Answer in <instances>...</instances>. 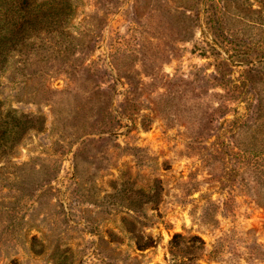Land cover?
<instances>
[{"label": "rangeland", "instance_id": "374dc122", "mask_svg": "<svg viewBox=\"0 0 264 264\" xmlns=\"http://www.w3.org/2000/svg\"><path fill=\"white\" fill-rule=\"evenodd\" d=\"M6 3L0 264H264V0Z\"/></svg>", "mask_w": 264, "mask_h": 264}, {"label": "trees", "instance_id": "16d2710c", "mask_svg": "<svg viewBox=\"0 0 264 264\" xmlns=\"http://www.w3.org/2000/svg\"><path fill=\"white\" fill-rule=\"evenodd\" d=\"M4 3H0V6L4 7L5 5H9V8H7L5 10V13L10 11L12 13L11 18H15V3H11V4H7V0H3ZM64 13L62 10L61 11H57L54 10L50 13V16H55L57 14H61ZM6 15V14H5ZM32 25L34 26V28L32 29V31H35L36 33L38 32V28H37V23H32ZM14 29L11 32L10 36H1L0 38V45H4L6 43L13 42L12 48L6 49L4 48V46H0V65L1 63H4V61H6V57L8 56L9 50L15 48L19 43H18V37L15 35H19L20 33H22L24 31V27L21 25L18 28L15 29V23L13 24ZM1 28V27H0ZM4 129L2 131L3 135L5 136V139H8V137H11L12 135V131H14L15 128V123H4ZM29 126L30 129L33 128L34 126H32V123L28 122V124H24L22 126V129L24 130L25 127ZM23 130H20L21 132H23ZM7 141V140H6Z\"/></svg>", "mask_w": 264, "mask_h": 264}]
</instances>
